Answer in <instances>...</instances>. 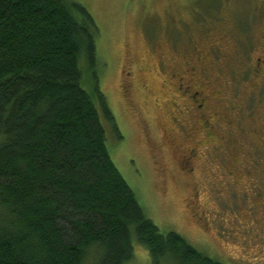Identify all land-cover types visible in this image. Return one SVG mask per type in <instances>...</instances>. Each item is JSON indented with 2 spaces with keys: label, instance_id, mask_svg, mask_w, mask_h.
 I'll use <instances>...</instances> for the list:
<instances>
[{
  "label": "trees",
  "instance_id": "1",
  "mask_svg": "<svg viewBox=\"0 0 264 264\" xmlns=\"http://www.w3.org/2000/svg\"><path fill=\"white\" fill-rule=\"evenodd\" d=\"M97 27L68 0H0V264H220L147 219L112 162Z\"/></svg>",
  "mask_w": 264,
  "mask_h": 264
},
{
  "label": "rangeland",
  "instance_id": "2",
  "mask_svg": "<svg viewBox=\"0 0 264 264\" xmlns=\"http://www.w3.org/2000/svg\"><path fill=\"white\" fill-rule=\"evenodd\" d=\"M68 1L85 8L97 27L96 62L94 68L81 63L82 88L92 95L95 76L118 130L116 136L102 118L108 152L144 215L162 235L178 234L215 262L264 264V220L259 228L249 230L253 238L249 236L246 243L231 239L234 233L230 229L222 227L216 232L218 216H208L211 221L216 219V224L211 223L207 231L192 224L188 211L192 184L180 171L177 150L181 145L178 102L167 80L168 72L177 73L180 66L192 61L199 42L203 54L214 45L221 48V60L228 64L224 66L220 60L222 74L217 69L213 74L218 82L232 74L226 86L227 100L231 106H239L234 108L243 123L249 172L254 175L257 166L251 161H264V89L250 76L231 79L236 73L233 70H247L251 58L264 46V0ZM222 34L227 35L225 43L220 39ZM209 163L203 176L216 168ZM250 186L242 193L240 189L226 191V202L239 205L227 212L248 209L239 204L237 196L253 201ZM133 245V260L128 264H153L144 247L136 242ZM160 264L175 263L165 259Z\"/></svg>",
  "mask_w": 264,
  "mask_h": 264
},
{
  "label": "flooded vegetation",
  "instance_id": "3",
  "mask_svg": "<svg viewBox=\"0 0 264 264\" xmlns=\"http://www.w3.org/2000/svg\"><path fill=\"white\" fill-rule=\"evenodd\" d=\"M226 38V34L220 37L223 43ZM214 39L211 40L212 43L215 42ZM200 43L196 45L197 53L191 56L192 61L185 62L177 73L174 70L167 73L170 90L173 92L171 95L178 102L176 121L181 130L179 134L181 145L177 149L179 167L181 173L192 184L188 211L193 219L192 224L199 225L203 231L209 230L211 223L216 224V219L211 221L208 216H218L216 232L222 227L230 229V232L234 233L231 239L234 241L243 239L245 242L249 236L250 239L253 238L249 230L259 228L260 220H264V161L252 160L251 163L254 167L257 166V170L254 175L249 172L245 131L236 111L239 106L234 105L236 109L227 100L226 86L232 74L226 75L225 79L220 77L218 82L213 72L217 69L222 74L219 66L222 50L214 45L209 52L203 54L198 49L202 45ZM196 46L193 49L196 50ZM221 63L224 66L228 64L223 58ZM233 71L236 73L233 74L232 81L246 77L248 79L250 76L264 89V46L251 58L247 70ZM262 108L264 114V106ZM209 162L216 168L212 167L214 170L203 176ZM249 180L252 182L249 183ZM249 184L253 201H249L246 195L242 198L239 197L240 194L235 195L240 199L239 204L247 205L248 209L242 210L246 213L243 214L239 209L227 212L226 209L239 208V205L233 206L226 202L225 197L229 195L226 191L240 189L242 193V190H248ZM221 217L225 218V222L220 219ZM226 222L233 226L229 225V228ZM235 232L240 236L235 235ZM256 257L257 255L252 258Z\"/></svg>",
  "mask_w": 264,
  "mask_h": 264
}]
</instances>
